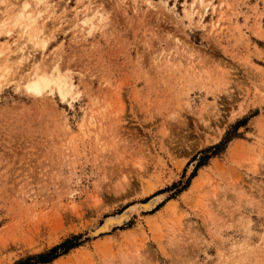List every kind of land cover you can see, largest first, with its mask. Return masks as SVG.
Returning <instances> with one entry per match:
<instances>
[{
    "label": "rangeland",
    "instance_id": "374dc122",
    "mask_svg": "<svg viewBox=\"0 0 264 264\" xmlns=\"http://www.w3.org/2000/svg\"><path fill=\"white\" fill-rule=\"evenodd\" d=\"M2 1L0 25L25 0ZM199 1L49 0L33 59L70 76L65 99L28 93L0 27V264L73 234L48 264H264V0Z\"/></svg>",
    "mask_w": 264,
    "mask_h": 264
},
{
    "label": "bare ground",
    "instance_id": "6f19581e",
    "mask_svg": "<svg viewBox=\"0 0 264 264\" xmlns=\"http://www.w3.org/2000/svg\"><path fill=\"white\" fill-rule=\"evenodd\" d=\"M199 2L201 3L202 0H200ZM91 4L92 3L90 1L87 4H86V2L84 3V1H83V3L81 5L74 8L75 10L78 11L79 7H82V10H83L82 16H80L78 21H81L84 26L89 27V30H93V28L95 26H97V24L99 22H101L103 20V17H104V15L102 14L103 12L100 11L99 8H91L90 7ZM5 5L7 6V4H5ZM17 5H16L17 7L15 6L17 13L15 15H12L14 13H11L12 17L9 16L6 19H4V17H3L2 20H5V21H3L2 25H0V27L1 26L4 27L5 30L2 32H4L7 37H12V35L16 31V29L18 30L17 33L20 34V39L16 43V49H15L18 52V54H16V56H14V57H17L16 59H18L19 62L21 61L20 65L18 64V66H17V64H16V66L18 68L20 67V70L18 68H15V69H18L20 72H22L20 74L17 71L20 74V77H21L20 79H22V75H24V73L26 71L31 72V75H29V78L27 79L26 84L24 83L25 88L28 91V93L40 96L46 90L49 89L51 92H57L62 99H65L67 97V95L74 89V83L70 79V76H67L66 74H61L62 71H60L61 69L59 70L57 62L52 63L53 66L51 65L52 67L50 69L40 70L38 67V62H36L35 58L33 59L36 51H38L40 48L44 50L47 46L49 39H50L49 33L52 30V29H50V27L47 28V25L43 26V24H42L43 27L40 26L41 28H39V29L36 28V25L38 23V17L40 16V13L43 11L44 8L46 9L47 7L51 6L49 3V0H32V1L31 0H25L20 5L17 3ZM191 5H190V7H191ZM2 9H4V8H2ZM12 12H14V11H12ZM52 14H53L52 16H54V14H56V12L53 10ZM79 15H80V13H79ZM200 18L202 19V16ZM59 20H60V18H59ZM57 23H60V21ZM57 23H56V25H57ZM6 25H11V27L5 28ZM53 25H55V24H53ZM14 27H17V28H14ZM53 27L51 26V28H53ZM0 29H2V28H0ZM48 30H49V33H46V31L48 32ZM41 42H42V45L40 46L39 44ZM0 44L2 45V43H0ZM193 53H195V52H193ZM30 58H31V60H30ZM12 59H13V57L12 58H6L3 66H0V79H2V78L4 79V76L7 73L11 72L12 67L9 66L8 62L12 61ZM13 64H15V62ZM31 67H33L32 70L30 69ZM152 205H153V202L150 203L149 207ZM149 209H151V208H149ZM123 218L126 219V216L122 217L120 220H124ZM118 219H119V217H118ZM108 222L112 223L113 221L110 220ZM106 227L107 228L110 227V224L107 225Z\"/></svg>",
    "mask_w": 264,
    "mask_h": 264
},
{
    "label": "trees",
    "instance_id": "16d2710c",
    "mask_svg": "<svg viewBox=\"0 0 264 264\" xmlns=\"http://www.w3.org/2000/svg\"><path fill=\"white\" fill-rule=\"evenodd\" d=\"M256 113V112H255ZM247 119L243 118L240 120H237L224 134L222 139L213 145L207 146L206 148L200 150L198 154L194 157L197 159V162L194 166V170H197L199 167L206 164L208 159L212 156H215L217 154H220L224 151L226 148L227 143L234 137L238 136L239 133L237 132V129L239 126L245 125ZM187 185L182 186L179 191L184 190ZM162 203H160L158 206H160ZM156 206L154 208L157 209ZM82 237L81 234H73L70 237L65 238L58 244H55L54 246L48 248L45 251L34 253V254H28L26 256L20 257L16 260H14L11 264H48L49 262L53 261L55 258L66 254L74 247H77L81 244L80 238Z\"/></svg>",
    "mask_w": 264,
    "mask_h": 264
}]
</instances>
